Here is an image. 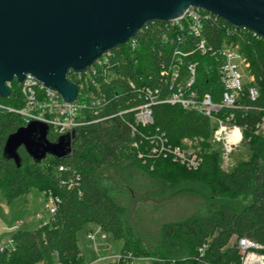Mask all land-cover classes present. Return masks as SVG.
<instances>
[{"label":"trees","instance_id":"1","mask_svg":"<svg viewBox=\"0 0 264 264\" xmlns=\"http://www.w3.org/2000/svg\"><path fill=\"white\" fill-rule=\"evenodd\" d=\"M167 25L162 21L147 24L136 37L135 49L126 43L112 51L105 72L96 77L107 105L86 111L89 124L76 131L68 159L47 157L36 163L23 148L19 150L20 167L6 159L5 143L24 123L15 113L0 112V190L6 200L12 203L34 191L60 200L56 214L46 224L13 235V247L0 251V264H85L78 236L88 226L124 243L118 264H130L138 257L152 258V264H242L240 239L264 246V136L257 129L264 117V38L236 29L215 15L204 23L201 37L178 28L165 29ZM200 39L206 42L205 53L199 49ZM224 46L238 48L249 78L235 107L217 115L233 116L248 142L249 159L231 171L221 167L219 152L206 149L212 139L210 118L165 103L180 86L185 87L191 77L189 67L196 64L193 89L186 95L209 96L214 104H221L225 88L218 68L224 62ZM175 71L178 77L172 82ZM95 87L89 81L84 91L99 96ZM252 88L258 92L255 100L249 95ZM11 90V96L0 97V102L15 110L24 108L17 81ZM149 94L158 99L152 106L153 123L137 126V110L149 101ZM49 140L53 142L55 137L50 134ZM161 141L172 148H183L185 141L202 143L200 164L189 169L172 155H153ZM127 163L134 185L138 177L154 191L164 185L199 184L211 191L214 200L225 195L246 196L251 203L242 210L215 202L193 203L175 219L164 216L156 220L155 232L143 231L137 224L133 230L129 228L134 241L129 240L122 221L129 195L112 186L102 188L98 179L101 168H120ZM60 166L65 167L62 173L58 172ZM147 246L157 251L150 252Z\"/></svg>","mask_w":264,"mask_h":264},{"label":"water","instance_id":"2","mask_svg":"<svg viewBox=\"0 0 264 264\" xmlns=\"http://www.w3.org/2000/svg\"><path fill=\"white\" fill-rule=\"evenodd\" d=\"M190 8L264 37V0H0V97L32 75L73 103L79 90L69 72L84 73L147 24L173 22ZM49 135L48 125L31 122L8 137L4 156L18 167L21 148L36 163L68 159L76 131L53 142Z\"/></svg>","mask_w":264,"mask_h":264},{"label":"built area","instance_id":"3","mask_svg":"<svg viewBox=\"0 0 264 264\" xmlns=\"http://www.w3.org/2000/svg\"><path fill=\"white\" fill-rule=\"evenodd\" d=\"M211 15V13L206 12L203 9L190 8L182 17L168 23L169 25H167L165 29L178 28L180 31H186L191 36L201 37L205 27L204 23L210 19ZM186 22L189 25H183ZM241 30L252 31L245 28ZM252 32L255 37L260 39L264 38L257 32ZM136 37L127 42L132 49H135L137 46ZM200 40L201 43L199 49L205 53L206 42L204 39ZM112 51L107 52L100 59L96 60L95 63L84 73H72L73 76L69 81L75 83L79 90L78 98L73 103H66L59 93L45 87V85L38 81L34 76L27 75L24 82L19 84L25 107L20 110H15L0 102V112L7 111L21 116L24 126H27L34 121L44 123L49 126L50 134L53 135L55 139L61 135L72 134L74 131L89 124V121H87L85 117L86 111L91 112L92 109L104 108L107 105L106 98L98 86L96 77L98 74L105 72ZM221 53L224 62L223 65L218 68V75L225 88L221 104H214L209 96L199 99L193 92L190 93L189 96L186 95V93H189V91H192L193 89L197 69L196 64H192L189 67L191 77L185 87L180 86L173 96L165 101V103L178 104L185 110L198 111L200 114L210 118L213 122L211 140L221 143L224 147L225 155H229L232 153L234 146L243 141V131L234 123L233 116L219 118L217 115L223 109L235 107L236 99L243 91L244 78L245 76L248 78L246 73L248 65L245 64L246 62L238 48L224 46ZM173 75L174 79L172 82L178 77L177 71H175ZM89 81H92V84L96 86L95 89L99 92L100 97L92 90L84 91L85 89H88ZM81 95L83 96L80 99ZM249 95L252 100H255L258 96V92L252 88L249 90ZM157 102V97H153L152 94H149V101L137 110L135 117V123L137 126H145L153 123L152 106ZM93 114L97 115L98 113L93 111ZM257 129L260 134L261 131L264 130V117L258 124ZM197 144V142L185 141L183 148H172L167 145V141H161L153 148L152 154H164L165 156L172 155L176 161H180L181 164L187 168L196 169L201 162L198 155L200 149H195V147L198 148ZM64 171L65 167L60 166L58 172L62 173ZM72 174L75 175L74 172ZM74 184L75 181L73 179L71 187H73ZM49 196L50 197L45 204V216L47 219L43 221L42 224H46L56 214L60 203L58 198H55L51 194H49ZM37 217L38 219H41L42 215L39 214ZM89 238L92 239L93 237L89 236ZM4 249L5 248H2L0 251ZM238 249L242 255V264H264V246L259 243L247 238H242L238 241ZM130 264H134L133 261Z\"/></svg>","mask_w":264,"mask_h":264},{"label":"rangeland","instance_id":"4","mask_svg":"<svg viewBox=\"0 0 264 264\" xmlns=\"http://www.w3.org/2000/svg\"><path fill=\"white\" fill-rule=\"evenodd\" d=\"M247 80L248 78L245 76L244 82ZM261 134L264 136V130L261 131ZM201 144L198 143V148L195 147V149L203 148ZM208 145L207 150H216L220 153V165L225 171L233 170L239 162L246 161L250 157L248 142L246 138L244 139V135L243 141L234 146L229 155H225L221 143L210 140ZM129 167H131L130 163L114 169L105 167L101 168L98 174L102 188L112 186L129 195L127 210L122 213L125 233L129 240H133L130 237L129 228L133 230L137 224L143 231L155 232L157 228L155 222L164 216L168 219H175L186 212L193 203L210 204L215 202L236 210H242L251 203V197L246 196L225 195L220 200H214L207 187L191 183H182L176 188L164 185L161 190L154 191L151 187L145 186V181L141 177L136 180V185L131 184ZM49 197L47 193L34 191L9 203L4 191L0 190V250L11 248L14 232L18 230L32 231L42 225L43 221L47 219L45 204ZM39 214L42 215L41 219L37 217ZM89 236L93 238L91 239ZM78 244L85 257V264H118L124 246L122 241L101 233L97 227L85 228L78 236ZM148 249L150 252L157 251L156 247H148ZM152 262V258L138 257L133 260L134 264H152Z\"/></svg>","mask_w":264,"mask_h":264},{"label":"crops","instance_id":"5","mask_svg":"<svg viewBox=\"0 0 264 264\" xmlns=\"http://www.w3.org/2000/svg\"><path fill=\"white\" fill-rule=\"evenodd\" d=\"M40 226H41V225H40ZM40 226H39V227H40ZM88 227H95V226H88ZM88 227H87V228H88ZM18 231H19V230H18ZM18 231H16V232H18ZM16 232H14L12 235H14ZM12 247H13V243H12V240H11V248H12Z\"/></svg>","mask_w":264,"mask_h":264}]
</instances>
